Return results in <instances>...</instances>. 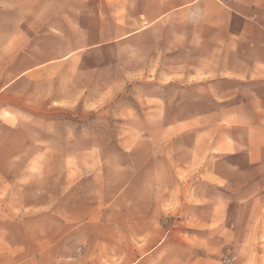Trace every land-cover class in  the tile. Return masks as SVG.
Returning <instances> with one entry per match:
<instances>
[{
	"label": "crops",
	"instance_id": "crops-1",
	"mask_svg": "<svg viewBox=\"0 0 264 264\" xmlns=\"http://www.w3.org/2000/svg\"><path fill=\"white\" fill-rule=\"evenodd\" d=\"M124 2L143 26L121 39L175 25L180 42L159 50L191 56L158 64L163 82L181 84L179 99L157 108L161 120L179 115L161 127L176 154L149 156L126 180L67 170L57 194L51 174L25 169L41 161L40 144L0 121V264H201L232 242L235 211L247 213L236 226L252 228L244 241H260L254 227L264 233V0ZM11 239L20 246L3 249Z\"/></svg>",
	"mask_w": 264,
	"mask_h": 264
},
{
	"label": "rangeland",
	"instance_id": "rangeland-1",
	"mask_svg": "<svg viewBox=\"0 0 264 264\" xmlns=\"http://www.w3.org/2000/svg\"><path fill=\"white\" fill-rule=\"evenodd\" d=\"M124 3L0 0V121L17 124L18 139L40 144L35 154L41 161L25 164V169L51 174L57 194L67 170L78 172L79 178L87 170L109 172V177L119 170L126 180V171H143L149 156L176 154V147L161 144L166 138L161 127L179 115L171 112L161 120L157 108L163 102L173 105L181 84L163 82L158 64L176 69L175 64L191 56L159 50L162 44L170 48L180 42L175 25L121 39L143 26L133 18L136 8L125 15ZM162 93L164 100L149 98ZM150 108L156 115L147 117ZM133 142L139 143L134 159L128 151ZM67 156L75 159L65 162ZM246 214L233 212L236 225ZM255 215L258 219L261 212ZM236 225L232 242L201 264H264V233L254 227L261 239L247 243L244 236L252 228ZM18 245L11 239L3 249ZM217 245L211 243V248Z\"/></svg>",
	"mask_w": 264,
	"mask_h": 264
}]
</instances>
